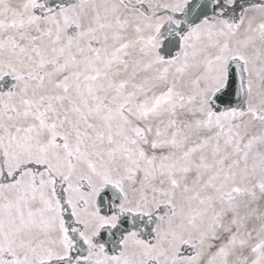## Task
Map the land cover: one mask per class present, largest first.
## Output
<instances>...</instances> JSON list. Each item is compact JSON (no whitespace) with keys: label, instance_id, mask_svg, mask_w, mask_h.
Wrapping results in <instances>:
<instances>
[{"label":"snow or ice","instance_id":"1","mask_svg":"<svg viewBox=\"0 0 264 264\" xmlns=\"http://www.w3.org/2000/svg\"><path fill=\"white\" fill-rule=\"evenodd\" d=\"M0 264H264V0H0Z\"/></svg>","mask_w":264,"mask_h":264},{"label":"bare ground","instance_id":"2","mask_svg":"<svg viewBox=\"0 0 264 264\" xmlns=\"http://www.w3.org/2000/svg\"><path fill=\"white\" fill-rule=\"evenodd\" d=\"M20 2V0H13V3L15 4V3H19Z\"/></svg>","mask_w":264,"mask_h":264}]
</instances>
